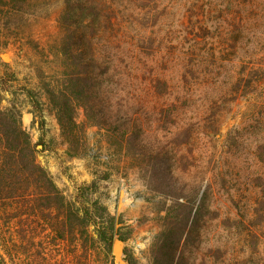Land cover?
<instances>
[{
	"label": "trees",
	"instance_id": "obj_1",
	"mask_svg": "<svg viewBox=\"0 0 264 264\" xmlns=\"http://www.w3.org/2000/svg\"><path fill=\"white\" fill-rule=\"evenodd\" d=\"M60 1V38L51 51L60 78L42 80L39 92L23 87L20 96L41 117L44 95L69 157L86 153V125L97 127L159 198L153 264H189L187 250L200 249L206 201L227 194L224 116L244 99L253 110L246 130L259 138L252 155L264 167V0ZM46 2L0 0V19L28 21ZM12 89L0 72V217L8 218L2 244L10 254V223L34 217L76 264L79 245L89 256L88 244L115 264L121 230L93 196L95 182L79 185L73 197L64 194L37 160L47 145L43 137L34 142ZM7 93L15 98L5 106ZM38 126L43 132L42 119ZM241 138L232 136L231 144ZM253 176L247 185L255 206L228 221L231 245L211 252L210 264H264V175ZM125 262L136 264L130 255Z\"/></svg>",
	"mask_w": 264,
	"mask_h": 264
},
{
	"label": "rangeland",
	"instance_id": "obj_2",
	"mask_svg": "<svg viewBox=\"0 0 264 264\" xmlns=\"http://www.w3.org/2000/svg\"><path fill=\"white\" fill-rule=\"evenodd\" d=\"M46 1V5H41L42 12L30 17L28 21L16 18L7 24L0 19V72L11 81L12 92L19 96L23 107V124L34 142L43 137L47 145L44 150L42 146L39 147L41 152L37 156L38 162L47 168L64 194L73 197L79 185L95 182L97 190L93 196L115 217L116 227L121 230L115 239L122 241L123 254L121 260H118L113 244L115 264H127L125 258L129 255L136 264H153L151 245L160 231V215L157 212L159 206L156 204L159 198H154L137 170L128 168L115 155L102 132L90 125H86V153L81 157H69L66 153L67 146L61 138L60 126L44 95L41 99V117H36L31 102L20 96L23 87L39 92L42 80L56 81L61 75L59 61L51 51L60 38L57 17L62 2ZM4 54L10 57V62L2 59ZM4 65L8 67L5 68ZM13 98L15 96L7 93L3 104L6 106ZM252 114L250 102L246 99L227 108L223 122V130L227 131V194L221 192L206 201L207 212H203L205 216L201 215L200 218V249L187 250L189 264H201L203 260L210 264L211 252L231 245L228 221L239 218L245 213V207L251 211L255 206L256 192L247 183L251 182L256 173L264 175V167L256 163L252 155L259 139L253 134L256 130H246L251 125L247 120ZM41 119L44 122L43 132L38 126ZM78 121H85L83 111L79 112ZM239 135L243 138L238 145L231 144V137ZM6 222L8 218L1 216L0 264H76L68 256L70 249L52 243L44 225L34 217L23 216L12 220L9 227L14 235V243L8 254L9 249L1 242V231L8 229ZM260 230L264 231V224ZM91 248V244H88L87 256L86 248L79 245V264H106L104 253L92 251Z\"/></svg>",
	"mask_w": 264,
	"mask_h": 264
},
{
	"label": "water",
	"instance_id": "obj_3",
	"mask_svg": "<svg viewBox=\"0 0 264 264\" xmlns=\"http://www.w3.org/2000/svg\"><path fill=\"white\" fill-rule=\"evenodd\" d=\"M2 59L6 62L11 61L10 57L7 54L2 55ZM121 204L122 202H120V205ZM114 254L118 260H121V255L123 254L122 241L118 238L114 240Z\"/></svg>",
	"mask_w": 264,
	"mask_h": 264
}]
</instances>
